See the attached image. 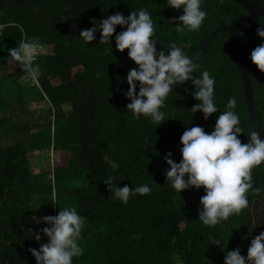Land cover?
<instances>
[{
	"label": "trees",
	"instance_id": "trees-1",
	"mask_svg": "<svg viewBox=\"0 0 264 264\" xmlns=\"http://www.w3.org/2000/svg\"><path fill=\"white\" fill-rule=\"evenodd\" d=\"M252 1L264 6V0ZM205 7L208 16L201 29L179 35L167 21L182 9L166 7L165 0H0V264H36L29 249L38 250L47 242L43 236L37 242L31 234L46 227L40 218L73 207L86 218L78 242L84 255L74 258L73 264H224L226 252L236 248L247 256L251 239L259 234L250 212L251 202L259 197L250 195L247 209L210 228L199 222L197 211L204 189L179 195L166 185L165 176L164 156L171 152L174 161H180V138L186 127L200 126L210 134L229 97L237 101L243 129L238 138L242 143L250 140L253 129L228 35L221 32L211 40L208 65L199 58L200 51L186 49L215 79L219 111L208 120L200 112L192 113L198 101L189 81L169 94L162 109L167 119L161 125L127 112L126 77L138 66L128 50H116L115 35L126 28L117 26L111 54H105L107 45L100 44L99 30L91 44L79 37L81 30L116 12L127 17L147 8L160 42L157 51L173 42L194 47L217 26L210 11L226 25L247 14L228 0L222 4L206 0ZM257 23H264V17ZM257 23L240 35L239 45L264 134V73L249 59L251 51L264 43L256 35ZM13 24L23 26L27 38H39L46 49L35 62L40 66L42 61L38 85L25 79L18 62L8 63V50L21 39ZM42 103L47 109L40 124L31 106ZM51 152L64 155L66 163L39 166L35 172L30 158ZM109 177L118 187L147 183L152 192L130 197L124 205L110 199L104 183ZM252 178L255 187L264 189V164L252 170ZM214 238L221 239L224 250L212 245Z\"/></svg>",
	"mask_w": 264,
	"mask_h": 264
},
{
	"label": "clouds",
	"instance_id": "clouds-1",
	"mask_svg": "<svg viewBox=\"0 0 264 264\" xmlns=\"http://www.w3.org/2000/svg\"><path fill=\"white\" fill-rule=\"evenodd\" d=\"M218 2L222 4L224 0ZM205 4L206 0H165L166 7L182 9V14L172 20L175 32L179 35L198 32L208 16ZM257 24L256 35L264 41V23ZM10 26L19 29L21 39L17 47L8 50V63L18 62L25 79L38 85L41 71L34 61L45 55L46 49L39 38H27L23 26ZM117 26L126 30L115 35L116 50L121 53L128 50V57L138 66L131 69L126 77L129 85L126 97L130 101L126 108L133 118L143 116L150 123L161 125L167 119L162 109L169 94L189 81L195 89L191 94L198 101L191 112H200L208 120L219 111L214 99L216 82L208 67L197 63L187 54L185 46L175 42L157 51L160 42L153 15L147 8L131 11L127 17L116 12L99 21V24L93 22V27L81 30L79 37L85 44H91L99 30L100 44L107 45L105 54H111L110 45ZM249 59L259 72L264 73V43L251 51ZM198 71L199 76H194ZM236 106V98L229 97L210 134L200 126L186 127L180 138L182 158L179 162L174 161L171 152L164 156L168 165L166 185L179 195L192 188L204 189L205 194L200 198L197 211L199 222L210 228L247 209L250 195L264 199V189L255 187L252 178V170L264 164V138L252 131L250 140L241 142L238 137L243 135V129L239 126ZM104 183L108 185L110 199L124 205L128 204L130 197L150 195L152 192L147 183L132 188L127 185L118 187L111 177ZM85 219L74 207L60 210L55 216L40 218L39 223L47 226L31 234L37 242L42 236L47 238V242L41 244L38 250L29 249L36 264H73L74 258L83 256L84 248L78 242L82 238ZM134 239L138 240L139 236ZM212 245L220 246L222 250L225 248L220 238H214ZM224 264H264V232L251 239L246 257L236 248L226 252Z\"/></svg>",
	"mask_w": 264,
	"mask_h": 264
},
{
	"label": "water",
	"instance_id": "water-1",
	"mask_svg": "<svg viewBox=\"0 0 264 264\" xmlns=\"http://www.w3.org/2000/svg\"><path fill=\"white\" fill-rule=\"evenodd\" d=\"M228 1L233 2L234 4L242 7L247 12V14L237 19L231 25H226L223 20H221L212 11H210L211 15L217 21V26L211 31V33L205 35L202 41L197 46L194 47H187L185 45L183 46H185V50L188 49L193 52L200 51L201 54L199 58L203 61H206L205 64L208 65L209 62L207 61L206 54L208 48L211 46L210 44L211 40L215 39L217 35L221 32L226 33L228 35L229 50L243 85L244 100L246 103L249 121L251 123L253 131L260 133L262 135V138H264V134L260 127L256 112L251 79L246 64L244 62V59L242 57L240 45H239L240 35L243 32L251 29L259 21V19L264 17V6H259L255 4L252 0H228ZM181 14L182 11L175 14L171 19L167 21V24H171L173 18H177ZM249 199L251 201L252 196H250ZM250 212H251V218L253 221L254 230L257 233L264 232V201L258 198L254 199L250 205Z\"/></svg>",
	"mask_w": 264,
	"mask_h": 264
},
{
	"label": "rangeland",
	"instance_id": "rangeland-1",
	"mask_svg": "<svg viewBox=\"0 0 264 264\" xmlns=\"http://www.w3.org/2000/svg\"><path fill=\"white\" fill-rule=\"evenodd\" d=\"M46 55V54H45ZM38 61V59H37ZM36 60L34 61V63ZM42 61L40 62V71L42 72ZM46 109L47 105L45 103L42 104H33L31 106V110L34 111L33 117L36 119L37 123H43L44 122V116L46 115ZM31 164L33 166V170L35 172H38L40 170L39 166H42L43 168L47 166H62L66 163V159L64 155H61L59 153H53L50 154H42L38 153L35 156L30 158ZM39 167V168H38ZM51 180L49 177L47 181ZM45 225V224H44ZM47 226V225H45Z\"/></svg>",
	"mask_w": 264,
	"mask_h": 264
},
{
	"label": "built area",
	"instance_id": "built-area-1",
	"mask_svg": "<svg viewBox=\"0 0 264 264\" xmlns=\"http://www.w3.org/2000/svg\"><path fill=\"white\" fill-rule=\"evenodd\" d=\"M2 29L1 25H0V30Z\"/></svg>",
	"mask_w": 264,
	"mask_h": 264
},
{
	"label": "flooded vegetation",
	"instance_id": "flooded-vegetation-1",
	"mask_svg": "<svg viewBox=\"0 0 264 264\" xmlns=\"http://www.w3.org/2000/svg\"><path fill=\"white\" fill-rule=\"evenodd\" d=\"M206 10H208V9H206Z\"/></svg>",
	"mask_w": 264,
	"mask_h": 264
}]
</instances>
